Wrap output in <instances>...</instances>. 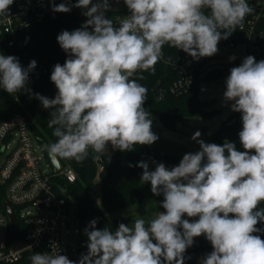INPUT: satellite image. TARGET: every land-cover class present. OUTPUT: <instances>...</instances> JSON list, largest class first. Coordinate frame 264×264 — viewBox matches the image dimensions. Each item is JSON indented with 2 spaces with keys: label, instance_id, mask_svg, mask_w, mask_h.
Returning <instances> with one entry per match:
<instances>
[{
  "label": "clouds",
  "instance_id": "clouds-1",
  "mask_svg": "<svg viewBox=\"0 0 264 264\" xmlns=\"http://www.w3.org/2000/svg\"><path fill=\"white\" fill-rule=\"evenodd\" d=\"M129 14L119 26L106 13L110 0H77L75 5H52L68 13L86 9L84 24L62 31L57 42L67 54L50 76L58 90L54 98L35 94L50 111L48 127L55 142L45 145L53 161L83 162L90 152L100 159L109 145L132 151L135 145H152L159 137L145 109L148 89L138 82L141 72L155 75L164 46L180 49L194 60L212 57L221 40L243 29L253 9L247 0H123ZM14 0H0V14ZM230 60H235L232 56ZM35 60L22 67L18 57L0 54V88L10 95L31 89L29 73ZM139 79H144L141 75ZM224 101L241 114L240 151L233 142L206 143L196 131L191 137L199 151L183 155L177 166L138 162L141 182L163 196L150 221L120 223L115 231L98 229L97 220L84 229L87 252L78 261L50 252L31 256V264H185L194 238L204 236L212 251L200 264H264V60L247 56L230 69ZM132 167L133 165H129ZM232 214V215H230ZM198 217L191 222L185 219Z\"/></svg>",
  "mask_w": 264,
  "mask_h": 264
},
{
  "label": "trees",
  "instance_id": "trees-1",
  "mask_svg": "<svg viewBox=\"0 0 264 264\" xmlns=\"http://www.w3.org/2000/svg\"><path fill=\"white\" fill-rule=\"evenodd\" d=\"M82 12L84 11L73 6L70 12L58 13L55 19L39 24L28 33L17 35L14 45L7 53V55L18 57L22 67L26 68L32 60L37 62V66L29 73L27 87L31 89V92L22 91L10 95L0 88V122L16 113L23 114L28 120L32 133L43 145L55 142L56 138L52 134L53 129L48 127L51 110L44 109L41 102L35 98V94L39 93L50 99L55 97L58 90L50 80V76L54 66L57 63L63 65L67 59V54L57 42V36L64 30L71 32L80 28L87 19L82 15ZM106 15L113 19L116 26H119L121 17L118 12H108ZM258 27L264 30V16L260 18ZM242 42V34L236 30L227 40H221L218 46L235 47ZM163 53V59L155 66V75L141 72L137 76L138 82L148 89L144 107L151 114V118L156 115L166 129L174 130L177 122L184 117L212 116L215 111L209 110V102L200 98V87L205 82L221 79L222 71L216 68L209 69L207 67L209 58L203 57V60L195 66L194 79L190 88L186 92L180 93L178 90H173V87L181 78V68L178 62L182 50L165 45ZM241 63L236 59L235 62L231 63L229 69L239 66ZM141 75L144 79H139ZM164 76L167 79L163 86L162 98L158 100L155 97L154 89L158 81ZM241 129V114L234 112L221 122L207 143L223 145L225 142H233L238 150L244 151L238 136ZM95 155V153L90 152L88 159L83 162L59 159L62 165H70L77 176L74 183H68L59 178L58 184L70 189L75 195V215L80 234L78 243L80 256L87 252V236L84 234V229L88 227L90 221L97 220L96 227L98 229L108 227L115 231L120 223L129 224L133 220L130 216L112 221L110 216L115 209L140 202L146 195L147 185L137 180V176L142 174L143 169L135 165L140 161H145L150 166L156 158L165 160L173 158L167 153L154 149L151 145H135L132 151L106 152L101 160L94 159ZM129 165L133 166L130 167ZM97 172L101 177V203L96 200V191L93 185ZM5 201L6 187L0 182V212L4 214H6ZM259 207L264 208V202ZM13 208L18 214L19 208L16 206ZM19 226L24 235L25 229L21 220H19ZM257 226L264 228V223ZM260 235L264 239V233H260ZM191 247L205 249L212 246L202 235L195 238ZM190 248L186 250V253ZM191 261V259H185V263ZM19 264H30L29 257L24 256Z\"/></svg>",
  "mask_w": 264,
  "mask_h": 264
},
{
  "label": "built area",
  "instance_id": "built-area-1",
  "mask_svg": "<svg viewBox=\"0 0 264 264\" xmlns=\"http://www.w3.org/2000/svg\"><path fill=\"white\" fill-rule=\"evenodd\" d=\"M113 1L115 0H110V4ZM76 2L77 0H14L8 12L0 14V54L7 56L17 35L28 33L39 24L55 19L58 12L52 11L53 3L74 5ZM247 2L253 11L246 16L243 29L237 30L241 32L242 43L246 45L245 57L251 55L257 61L264 60V30L258 27L260 18L264 16V0ZM118 12L121 19L129 14L123 0ZM202 60L203 57L194 60L182 51L178 62L181 78L173 90L183 93L190 88L195 66ZM205 91L206 88L202 85L200 92ZM33 138L43 149V144L32 133L26 116L21 113L0 122V182L6 187V201L12 207H18L19 212L33 205L48 211L45 214L16 213L18 222L21 220L25 229L24 235L21 229V237L25 243L23 248L12 245L8 216L0 212V264H19L26 255L30 260L34 254L50 252L53 244L58 246L59 254L78 261L80 258L78 249L77 253L72 249L67 250L63 241L64 219L72 209L76 212V199L73 204L74 201L65 193L66 188L58 184L59 178L74 183L77 179L76 173L68 164H61L59 170L53 169L51 164L49 171L42 169ZM76 233L79 234V229ZM212 250V247L205 249L191 247L185 256L190 257L192 264H200Z\"/></svg>",
  "mask_w": 264,
  "mask_h": 264
},
{
  "label": "rangeland",
  "instance_id": "rangeland-1",
  "mask_svg": "<svg viewBox=\"0 0 264 264\" xmlns=\"http://www.w3.org/2000/svg\"><path fill=\"white\" fill-rule=\"evenodd\" d=\"M96 2V0H93ZM124 6V5H123ZM120 15V13L118 12ZM218 52L209 58L207 67L209 69L216 68L222 71V78L219 80H211L203 83L202 85L206 88L205 92L200 93V98L209 102V110L215 111V113L210 117H184L180 119L174 130L166 129L159 118L156 115L152 116L153 125L152 131L159 137V139L153 143L151 146L153 148L163 151L173 158L171 160H165L163 158H156L153 161L156 163H163L169 169L173 166H177L182 159L183 155L189 152L195 153L199 151V144L192 140L191 137L196 131L201 133L199 139L204 140L206 143L210 139L211 135L214 133L216 128L221 124L223 120L228 118L233 111L230 110L231 102H225L223 99V93L226 90L225 81L230 74V65L235 62V60L243 61L246 55V45L244 43H239L235 47L229 46H218ZM235 56V60H230L229 58ZM34 147L36 149L37 157H40V166L42 169L50 170V163L46 156H44V151L40 147V143L33 138ZM111 145L108 146L106 152H115ZM151 162L149 170H155V163ZM158 161V162H157ZM141 175L137 176V180L141 182ZM142 183V182H141ZM147 185L146 195L143 200L134 204H129L120 208L115 209L110 219L115 221L117 219H123L125 217H130L131 220L129 225L131 226L136 219H144L146 222L153 219L159 211H164L155 208V204L158 198H163L162 195L156 196L151 192L150 182H145ZM94 189L96 191L95 197L98 203H101V177L99 172L94 177L93 180ZM66 195H68L75 203V195L70 189H65ZM30 212L32 214H45L48 211L44 208L38 206H29L26 210L19 212V215ZM185 219H189L191 222L198 217L189 218L185 215ZM65 225L63 226V241L67 250L72 249L74 253H77L78 243L80 234L76 233L78 225L76 222L75 210L72 209L70 213L64 219ZM195 241V238H194Z\"/></svg>",
  "mask_w": 264,
  "mask_h": 264
},
{
  "label": "water",
  "instance_id": "water-1",
  "mask_svg": "<svg viewBox=\"0 0 264 264\" xmlns=\"http://www.w3.org/2000/svg\"><path fill=\"white\" fill-rule=\"evenodd\" d=\"M121 4H122V0H115L111 3V11L109 12H118L120 11L121 8ZM80 10L82 11H86V9H82L80 8ZM127 14V13H126ZM167 77L164 76L162 77L155 89H154V94L156 99L160 100L162 98V93H163V86L164 83L166 81ZM46 145V144H45ZM45 145H43V150H44V154L47 157L49 163L51 164V166L53 167V169L55 170H59L61 168V162L59 160V158L56 161H53L49 154L47 153V151L45 150ZM4 209L6 211V214L8 216L9 219V225H10V240L12 245L16 246L17 248H23L25 243L21 237V228L19 226V222L17 219V215L16 212L14 210V208L7 202H4Z\"/></svg>",
  "mask_w": 264,
  "mask_h": 264
},
{
  "label": "crops",
  "instance_id": "crops-1",
  "mask_svg": "<svg viewBox=\"0 0 264 264\" xmlns=\"http://www.w3.org/2000/svg\"><path fill=\"white\" fill-rule=\"evenodd\" d=\"M153 147V146H152ZM155 149V148H154ZM157 150V149H156ZM160 151V150H159ZM163 152V151H162ZM165 153V152H164ZM158 162V161H157ZM163 200V198H158L157 199V202H156V204H155V208H158V209H160V210H162V208H160L159 206H158V202L159 201H162Z\"/></svg>",
  "mask_w": 264,
  "mask_h": 264
}]
</instances>
